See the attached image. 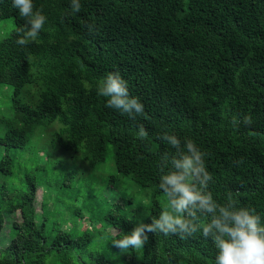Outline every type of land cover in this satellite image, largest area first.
<instances>
[{"label": "trees", "instance_id": "1", "mask_svg": "<svg viewBox=\"0 0 264 264\" xmlns=\"http://www.w3.org/2000/svg\"><path fill=\"white\" fill-rule=\"evenodd\" d=\"M32 2L47 22L20 46L17 27L25 21L12 0H0V20L14 23L0 39V89H11L10 100L0 102V233L8 240L0 264H111L94 240L111 228L127 234L136 226L112 215L122 211L123 196L104 203L108 214L92 235L90 227L77 234L49 224L36 210L37 192L44 205L56 189L72 187V170L54 187L47 179L54 161L62 164L57 156H79L94 172L110 152L119 176L150 190L148 216L158 217L157 163L174 151L157 138L164 132L190 138L207 153L209 190L218 202L230 191L264 219V0H81L76 14L70 0ZM85 22L95 23V34ZM116 71L144 105L143 115L109 109L97 95L101 79ZM140 124L148 132L143 139ZM147 235L141 249L110 250L122 254L123 264L214 260L211 241L200 233Z\"/></svg>", "mask_w": 264, "mask_h": 264}, {"label": "clouds", "instance_id": "2", "mask_svg": "<svg viewBox=\"0 0 264 264\" xmlns=\"http://www.w3.org/2000/svg\"><path fill=\"white\" fill-rule=\"evenodd\" d=\"M25 23L17 27L16 43L27 46L44 28L47 17L35 9L32 0H12ZM81 11V0H70V12ZM89 35L96 33L95 23L85 22ZM97 95L107 98L106 107L135 119L143 115L144 105L130 96L128 84L120 73L109 72L98 84ZM246 127L253 124L250 115L243 117ZM236 124V121H233ZM138 137L148 136L143 124L138 125ZM174 151L163 152L157 167L161 173L158 188L168 202V209L158 217L148 216L150 223L138 221L130 233L114 229L118 238L112 244L127 252L144 247L147 233L176 235L186 239L196 233L210 240L214 249L212 264H264V219L255 207L240 206L229 191L224 203L214 198L209 184L212 174L205 163L206 152L190 138L183 141L175 134L164 132L157 137ZM242 161H237L239 164Z\"/></svg>", "mask_w": 264, "mask_h": 264}, {"label": "rangeland", "instance_id": "3", "mask_svg": "<svg viewBox=\"0 0 264 264\" xmlns=\"http://www.w3.org/2000/svg\"><path fill=\"white\" fill-rule=\"evenodd\" d=\"M14 28L12 19L5 21L0 20V39L1 35L6 36ZM11 89H0V102L6 103L10 100ZM37 141L36 138H34ZM51 152V151H50ZM45 151L39 155L44 159ZM57 160H62L54 163L56 166L47 170V175L51 187H54L66 170H72L74 181L71 188L66 190L56 189L54 195L48 201L47 196L41 202L42 191L37 192L36 208L39 214L44 213L51 223H59L63 230L71 231L72 233L81 234L86 227H90L92 235L100 232L99 222L103 216L108 214L107 204L117 200L118 196L122 197V211H113L112 215L117 216L120 213L126 215L136 225L138 221L145 222L149 214V203L151 201V192L147 189L138 187L130 178L121 177L117 174L112 154L106 155L105 163L96 171H91L80 159L79 156H57ZM161 211L167 210L169 205L161 195L158 198ZM92 222V226L89 222ZM6 224L5 227H7ZM114 229H109L102 237L94 242L97 252L104 255L111 264H123L122 254L113 253L110 250L113 239L118 238L114 235ZM6 232L3 230L0 233V248L6 246Z\"/></svg>", "mask_w": 264, "mask_h": 264}]
</instances>
